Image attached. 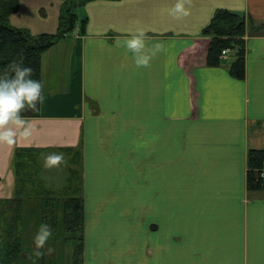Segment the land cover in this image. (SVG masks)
I'll use <instances>...</instances> for the list:
<instances>
[{
    "label": "crops",
    "instance_id": "crops-1",
    "mask_svg": "<svg viewBox=\"0 0 264 264\" xmlns=\"http://www.w3.org/2000/svg\"><path fill=\"white\" fill-rule=\"evenodd\" d=\"M174 2L75 7L87 22L43 53L33 135L0 142V197L14 194L18 147L79 169L84 264H264V190L247 185L249 150L264 149V0H186L180 17ZM221 8L251 26L244 78L233 54L206 62L203 28ZM139 26L151 29L145 52L161 45L146 65L118 39Z\"/></svg>",
    "mask_w": 264,
    "mask_h": 264
},
{
    "label": "trees",
    "instance_id": "trees-1",
    "mask_svg": "<svg viewBox=\"0 0 264 264\" xmlns=\"http://www.w3.org/2000/svg\"><path fill=\"white\" fill-rule=\"evenodd\" d=\"M86 1L64 0L58 33L34 34L28 28L12 25L10 22L11 16L20 9V0H0V68H4L11 60L20 59L22 56L23 62L31 65L34 69L33 75L42 80L43 53L73 32L79 21H81V26H85L86 16L80 20L75 7ZM255 28L259 27L255 26ZM203 33L210 36L207 64L217 66L224 63L225 60L221 55L226 49L229 54L235 56V59L229 64L231 74L237 78H244L247 53L245 15L226 8L218 9L211 21L203 28ZM40 109L37 111L27 108L23 115L25 117L39 115ZM42 152L41 148L37 150V148L18 147L13 153L12 168L16 177L15 194L11 197H0V264H21L24 256L22 246L24 197L38 195L46 201L41 206L40 226L47 219L54 226L53 234L55 232L59 216L57 215L59 208L57 204L60 200L57 193L60 194L68 189L70 181H74V170L77 169L73 164L70 168L69 166L65 167L64 170L67 168L68 175L64 178V184L62 186L53 185V175L49 174L44 177L45 174H43L42 176ZM71 158L76 160V154ZM64 160L66 165L65 157ZM263 168L264 149H250L247 165V185L250 191L264 190ZM50 177L53 179L48 180L47 178ZM32 179L38 183L36 190H30L26 186L32 182ZM64 222L67 231L72 233L70 238L75 240L74 262L80 264L84 258L85 226V208L82 196L74 194L64 198Z\"/></svg>",
    "mask_w": 264,
    "mask_h": 264
},
{
    "label": "rangeland",
    "instance_id": "rangeland-1",
    "mask_svg": "<svg viewBox=\"0 0 264 264\" xmlns=\"http://www.w3.org/2000/svg\"><path fill=\"white\" fill-rule=\"evenodd\" d=\"M58 2L59 0H20V9L17 13L11 16L10 19L11 24L18 27H24L26 25L30 26L33 29L30 31L34 34L43 33V32L56 34L58 33L59 30V24H60L59 19L62 10V6ZM249 27L251 28L248 18L246 17L245 38L247 37V34L249 32ZM72 34L73 33H71V35ZM70 38L71 37H69L68 40H70ZM49 153H57V152L46 151L42 156L43 167H44L43 174H45L44 177L51 174L53 175L54 178V185L62 186L64 184L63 172L65 171L64 170L65 160L62 158L61 161L58 162L56 165H53L52 167H45L44 159L45 156ZM67 158L69 159V157ZM68 162H70V160H68ZM72 162L76 163V161H72ZM78 170L76 171L74 170L75 173L73 178L74 181L73 182L70 181L71 183L68 187V189L70 190L65 192L63 191L60 194L57 193V195L60 197V200L57 204L59 206L57 210V215H59L57 226L54 234L52 233L47 243L43 245L39 244L37 240V232L41 228L40 226L41 214H42L41 206H43V204L46 201L41 199L40 196L38 195L36 196L34 195L35 197L23 198L22 246H23L24 256L21 260V264H75L74 262L75 240L73 238H70V235H72V233L67 231L65 226L63 202H64V198L70 197L73 194H79L78 184L81 185V182L79 183ZM26 186L30 190H36L38 188V183L35 179H32V182L29 183L28 185L26 184ZM15 187H16V183L14 188ZM39 248H44L45 250L43 252H40L38 250ZM84 262L85 260L83 258L80 264H84Z\"/></svg>",
    "mask_w": 264,
    "mask_h": 264
},
{
    "label": "clouds",
    "instance_id": "clouds-1",
    "mask_svg": "<svg viewBox=\"0 0 264 264\" xmlns=\"http://www.w3.org/2000/svg\"><path fill=\"white\" fill-rule=\"evenodd\" d=\"M168 11L177 17L187 16L190 9L186 7V0H175ZM119 31V29H117ZM150 27L139 26L130 30V34L118 37L128 49L135 54L137 65H146L150 62L161 45L157 43L151 52H145L147 35ZM31 65L20 59L11 60L4 68H0V142L9 145L17 142L19 137H31L36 125L23 115L27 108L39 110L45 97L42 95L43 81L33 75ZM64 158V153H49L45 156L44 166L52 167ZM54 231V226L49 220H44L37 232L39 244L47 243ZM43 252L44 248L38 249Z\"/></svg>",
    "mask_w": 264,
    "mask_h": 264
},
{
    "label": "built area",
    "instance_id": "built-area-1",
    "mask_svg": "<svg viewBox=\"0 0 264 264\" xmlns=\"http://www.w3.org/2000/svg\"><path fill=\"white\" fill-rule=\"evenodd\" d=\"M226 53H227V50H226V49L223 50V52H222V56L225 57ZM262 176L264 177V168L262 169Z\"/></svg>",
    "mask_w": 264,
    "mask_h": 264
},
{
    "label": "bare ground",
    "instance_id": "bare-ground-1",
    "mask_svg": "<svg viewBox=\"0 0 264 264\" xmlns=\"http://www.w3.org/2000/svg\"><path fill=\"white\" fill-rule=\"evenodd\" d=\"M67 2V1H66ZM63 3H65V2H63ZM63 5V4H62ZM76 5V4H75ZM70 7V6H69ZM67 8H68V6H67ZM62 10H63V8H62ZM70 11V10H69ZM80 14V13H79ZM78 14V15H79ZM60 20V19H59ZM81 22V21H80ZM29 149H30V147H29ZM18 150V149H17ZM21 150V149H20ZM37 150H38V148H37ZM31 152H33L32 150H31ZM30 153V152H29ZM32 156V155H31ZM31 163V162H30ZM32 164V163H31ZM35 172V171H34Z\"/></svg>",
    "mask_w": 264,
    "mask_h": 264
}]
</instances>
